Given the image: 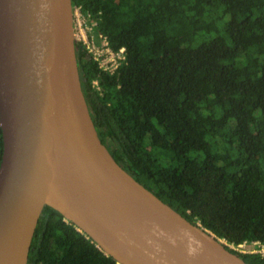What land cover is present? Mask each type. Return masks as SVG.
Listing matches in <instances>:
<instances>
[{
	"label": "trees",
	"instance_id": "1",
	"mask_svg": "<svg viewBox=\"0 0 264 264\" xmlns=\"http://www.w3.org/2000/svg\"><path fill=\"white\" fill-rule=\"evenodd\" d=\"M124 58L82 40L81 88L101 142L134 178L249 264L264 253V0H72ZM2 135L0 129V160ZM27 264H117L44 206Z\"/></svg>",
	"mask_w": 264,
	"mask_h": 264
},
{
	"label": "water",
	"instance_id": "2",
	"mask_svg": "<svg viewBox=\"0 0 264 264\" xmlns=\"http://www.w3.org/2000/svg\"><path fill=\"white\" fill-rule=\"evenodd\" d=\"M75 41L72 0H0V264H27L46 205L117 264H249L113 158Z\"/></svg>",
	"mask_w": 264,
	"mask_h": 264
},
{
	"label": "built area",
	"instance_id": "3",
	"mask_svg": "<svg viewBox=\"0 0 264 264\" xmlns=\"http://www.w3.org/2000/svg\"><path fill=\"white\" fill-rule=\"evenodd\" d=\"M92 30V27L90 25V30ZM82 40L85 44L87 50L92 54L93 58L97 60L99 66L101 69L106 73H113V71L116 69L119 60L123 59L124 56V48H120L118 51H113L108 46L107 40L103 37L100 42H97L94 37L93 33L90 32L89 36L87 37V40ZM252 248H246L245 243H241L238 245L230 244L229 246L233 249H236L240 252H249V253H264V243H260V241H253Z\"/></svg>",
	"mask_w": 264,
	"mask_h": 264
},
{
	"label": "rangeland",
	"instance_id": "4",
	"mask_svg": "<svg viewBox=\"0 0 264 264\" xmlns=\"http://www.w3.org/2000/svg\"><path fill=\"white\" fill-rule=\"evenodd\" d=\"M90 30V25L88 21L85 20L80 12L75 9L74 10V32L76 39H83L84 41L87 40L89 33L92 32Z\"/></svg>",
	"mask_w": 264,
	"mask_h": 264
}]
</instances>
